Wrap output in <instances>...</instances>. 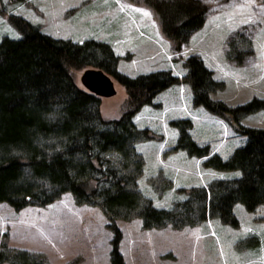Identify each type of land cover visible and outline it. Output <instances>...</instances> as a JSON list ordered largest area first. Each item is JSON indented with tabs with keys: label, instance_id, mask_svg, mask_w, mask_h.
I'll return each mask as SVG.
<instances>
[{
	"label": "rangeland",
	"instance_id": "obj_1",
	"mask_svg": "<svg viewBox=\"0 0 264 264\" xmlns=\"http://www.w3.org/2000/svg\"><path fill=\"white\" fill-rule=\"evenodd\" d=\"M201 1L208 5L204 23L176 52L142 0H0V40L20 38L8 22V16H19L52 38L108 44L117 58V72L130 78L154 72L175 78L132 117L138 129L152 136L136 143L143 160L137 189L158 209L182 201L191 187L238 176L206 168L203 162L213 155L227 159L246 143L238 125L264 129V0ZM190 57L198 58L219 84L210 93L213 100L231 108L260 101L263 107L234 121L231 115L194 106L186 81ZM85 69L74 75L83 90L79 77ZM110 78L116 93L100 98L104 120L118 119L126 98L123 87ZM183 120L190 124L192 141L208 148V157L175 150L179 133L171 123ZM233 214L236 227L209 219L180 230L170 225L143 229L136 217L111 224L99 208L78 206L66 192L45 206L18 211L0 203V250L4 243L44 264H110L114 225L121 233L118 251L124 264H264V206L248 213L237 203Z\"/></svg>",
	"mask_w": 264,
	"mask_h": 264
},
{
	"label": "trees",
	"instance_id": "obj_2",
	"mask_svg": "<svg viewBox=\"0 0 264 264\" xmlns=\"http://www.w3.org/2000/svg\"><path fill=\"white\" fill-rule=\"evenodd\" d=\"M142 1L176 52L202 27L208 10L201 0ZM8 22L20 38L0 40V203L18 211L45 206L68 192L76 205L99 208L111 224L136 217L143 229L170 225L175 230L209 219L236 227L235 204L248 213L264 206V129L238 125L246 143L227 159L213 155L203 162L206 168L238 176L191 187L169 209L154 207L137 189L143 160L136 143L152 136L147 129H138L132 117L175 78L168 72L130 78L117 72V58L106 43L52 38L19 16H8ZM185 66L194 106L218 116L231 115L234 121L263 107L260 101L231 108L213 100L210 93L219 84L211 72L196 57L188 58ZM83 68L100 69L123 87L126 98L118 119L104 120L100 98L77 87L74 75ZM171 125L179 133L175 150L208 157V148L190 138L188 121ZM110 229L114 233L110 264H124L118 251L121 233L114 225ZM0 263L44 261L3 243Z\"/></svg>",
	"mask_w": 264,
	"mask_h": 264
},
{
	"label": "water",
	"instance_id": "obj_3",
	"mask_svg": "<svg viewBox=\"0 0 264 264\" xmlns=\"http://www.w3.org/2000/svg\"><path fill=\"white\" fill-rule=\"evenodd\" d=\"M79 80L87 92L99 98L111 97L116 93L112 79L100 69L86 68L82 71Z\"/></svg>",
	"mask_w": 264,
	"mask_h": 264
},
{
	"label": "snow or ice",
	"instance_id": "obj_4",
	"mask_svg": "<svg viewBox=\"0 0 264 264\" xmlns=\"http://www.w3.org/2000/svg\"><path fill=\"white\" fill-rule=\"evenodd\" d=\"M144 15H149V14L147 12H145Z\"/></svg>",
	"mask_w": 264,
	"mask_h": 264
}]
</instances>
